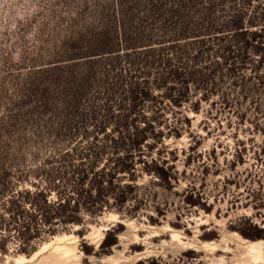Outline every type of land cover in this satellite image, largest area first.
I'll use <instances>...</instances> for the list:
<instances>
[{"label": "rangeland", "instance_id": "rangeland-1", "mask_svg": "<svg viewBox=\"0 0 264 264\" xmlns=\"http://www.w3.org/2000/svg\"><path fill=\"white\" fill-rule=\"evenodd\" d=\"M238 23L264 32V0H0V213L58 156L87 178L77 221L39 220L26 244L12 229L0 264H251L264 53L200 58L181 32Z\"/></svg>", "mask_w": 264, "mask_h": 264}, {"label": "trees", "instance_id": "trees-1", "mask_svg": "<svg viewBox=\"0 0 264 264\" xmlns=\"http://www.w3.org/2000/svg\"><path fill=\"white\" fill-rule=\"evenodd\" d=\"M186 29L181 30L182 35L184 38L194 37L197 40L198 44H200L197 48L200 58H217L218 54L221 53L224 61L238 60V64L242 63V59L249 58L250 53H258V55L264 53V32L262 30L252 32L243 24H231L230 26H202L198 24L195 27L193 26V28ZM180 57L182 56L178 58ZM184 58L186 57L181 59L183 61L187 60V58ZM181 59L177 60L178 65H181L177 66V68L173 66V70L166 72L167 75H170V73L171 75L179 74L180 70L184 71L185 74L189 72L188 69L192 67L189 68L188 63L186 61L183 62ZM141 93L146 92L141 88L137 95ZM84 155L86 154H73V156L79 158L80 165L83 164L84 160H87ZM70 156L72 155L66 153V155L58 156V158H54L55 160L50 162L52 168L50 171L44 172V174H47L46 187L37 186L33 192L25 190L23 192L16 191L12 194L13 198L8 200V208L4 209V212H7L8 215L0 213V241L3 236L10 234L12 229H14L19 234L22 240L21 243L26 244L30 238L33 239V234L37 233L39 228H41L38 223L39 220H41L43 225L50 224L54 217L57 222L64 225L78 220L80 201L76 200V204L73 206H71V201H74V193L82 198L80 193L81 185L87 178L83 172L80 174L72 170V167L77 165L69 160ZM1 185L3 186L4 184L1 183ZM54 188L58 193V197L55 201H51L49 194L51 189ZM28 203L30 205L26 207ZM39 216L40 219H38ZM1 249L2 243L0 242Z\"/></svg>", "mask_w": 264, "mask_h": 264}, {"label": "bare ground", "instance_id": "bare-ground-1", "mask_svg": "<svg viewBox=\"0 0 264 264\" xmlns=\"http://www.w3.org/2000/svg\"><path fill=\"white\" fill-rule=\"evenodd\" d=\"M48 245L49 244H46L45 247H47ZM209 245H211V243L207 244V246H209ZM58 249L60 250V255L64 256V258L66 255H68L70 253V250L65 248L64 246H61ZM241 249H243L241 251V254L243 253L244 256L248 259V261H250L251 264H260V263L264 264V251H263L264 250V241L247 240V241H245V243H243V248H241ZM55 251H56V249H55ZM37 253L38 252H36L35 254H37ZM54 255L56 256V254H54ZM21 259H23V258H21ZM72 260H73V258H72ZM69 261L71 262V260H69ZM65 262H67V261H65Z\"/></svg>", "mask_w": 264, "mask_h": 264}]
</instances>
